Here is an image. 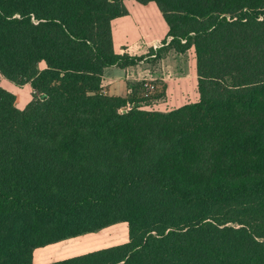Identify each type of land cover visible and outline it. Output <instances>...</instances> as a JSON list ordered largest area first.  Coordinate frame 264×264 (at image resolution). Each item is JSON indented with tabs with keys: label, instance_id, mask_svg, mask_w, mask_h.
<instances>
[{
	"label": "trees",
	"instance_id": "obj_1",
	"mask_svg": "<svg viewBox=\"0 0 264 264\" xmlns=\"http://www.w3.org/2000/svg\"><path fill=\"white\" fill-rule=\"evenodd\" d=\"M125 1L0 0V73L33 89L21 111L0 87V264L120 222L128 244L55 264H264V0H132L171 38L141 57L113 49ZM192 47L198 103L103 94L106 68Z\"/></svg>",
	"mask_w": 264,
	"mask_h": 264
},
{
	"label": "crops",
	"instance_id": "obj_2",
	"mask_svg": "<svg viewBox=\"0 0 264 264\" xmlns=\"http://www.w3.org/2000/svg\"><path fill=\"white\" fill-rule=\"evenodd\" d=\"M125 5L128 15L116 18L112 22L113 49L116 55L146 56L151 49L161 48L164 41L170 42L168 24L155 3L144 5L127 0ZM140 64L146 65L145 71H142ZM147 65L149 66L148 61H142L126 68L117 66L106 68L102 80L103 94L115 98H128L136 89L134 85L137 82L155 78ZM1 86L16 95L20 110H24L33 99V89L29 84L19 87L2 77ZM129 242V225L127 222H120L97 232L36 248L33 252V264L60 263L124 246Z\"/></svg>",
	"mask_w": 264,
	"mask_h": 264
},
{
	"label": "rangeland",
	"instance_id": "obj_3",
	"mask_svg": "<svg viewBox=\"0 0 264 264\" xmlns=\"http://www.w3.org/2000/svg\"><path fill=\"white\" fill-rule=\"evenodd\" d=\"M143 61L149 62L147 68L153 72L155 78L148 81L142 79L136 85L133 84L136 89L129 95L131 100H136L140 103L143 112L168 114L200 101L197 57L194 47L186 54H179L172 50L162 60L146 59ZM140 65L142 66V71H145L146 65ZM40 67L41 69L46 68V63H41ZM2 77L0 73V87L4 89L1 86ZM165 78L168 79L165 80ZM146 83L154 86V88L148 90L145 86ZM4 90L7 91L6 89ZM14 106L19 109L17 97ZM228 225L230 226L231 224Z\"/></svg>",
	"mask_w": 264,
	"mask_h": 264
},
{
	"label": "built area",
	"instance_id": "obj_4",
	"mask_svg": "<svg viewBox=\"0 0 264 264\" xmlns=\"http://www.w3.org/2000/svg\"><path fill=\"white\" fill-rule=\"evenodd\" d=\"M229 20H230V18H229ZM145 86L147 87L148 90L154 88V86H151L149 83H146ZM132 107H133V105L129 104L127 107L123 108L122 111L130 110V109H132ZM140 109H143V108H140Z\"/></svg>",
	"mask_w": 264,
	"mask_h": 264
}]
</instances>
